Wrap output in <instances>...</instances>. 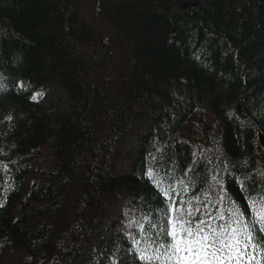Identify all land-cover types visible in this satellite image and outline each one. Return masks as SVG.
Masks as SVG:
<instances>
[{"label":"trees","instance_id":"1","mask_svg":"<svg viewBox=\"0 0 264 264\" xmlns=\"http://www.w3.org/2000/svg\"><path fill=\"white\" fill-rule=\"evenodd\" d=\"M101 16L115 53L75 0H0V264H141L156 179L178 203L216 174L242 210L264 195V0H106ZM52 86L66 105H42Z\"/></svg>","mask_w":264,"mask_h":264},{"label":"snow or ice","instance_id":"2","mask_svg":"<svg viewBox=\"0 0 264 264\" xmlns=\"http://www.w3.org/2000/svg\"><path fill=\"white\" fill-rule=\"evenodd\" d=\"M6 119L12 120V116ZM223 171H228L227 165ZM259 175L264 177V172ZM147 176L154 179L153 169ZM211 179L203 199L193 195L188 200L181 198L179 203V188H165L161 180H155L165 207L156 221L144 217L154 236H147L145 224H139L141 240H133L135 259L141 264H264V195L246 194L247 206L242 210L227 193L223 178L216 174ZM239 183L246 191L245 181ZM178 184L186 195L189 186L183 180ZM141 243L144 247L139 246Z\"/></svg>","mask_w":264,"mask_h":264},{"label":"rangeland","instance_id":"3","mask_svg":"<svg viewBox=\"0 0 264 264\" xmlns=\"http://www.w3.org/2000/svg\"><path fill=\"white\" fill-rule=\"evenodd\" d=\"M75 2L77 3L84 19L99 27L102 35L104 36V39L106 40V46L110 49L111 52L115 53L113 45L114 32L101 16V10L106 0H75ZM98 46L99 44H96L95 47H91L93 53L96 49H98ZM108 58L110 61L112 60L111 54H109ZM115 58L117 57L114 56L113 61ZM51 100H60L62 104H67L65 92L55 86L50 87L47 92L40 96V101L45 108L49 107V102ZM91 257L92 256H90L89 251L85 252L82 257L84 263L92 262L93 264H103L104 262V257L101 255H97L91 261L87 262V260H89V258ZM7 264H21V253L19 250H13L9 253V255L7 256Z\"/></svg>","mask_w":264,"mask_h":264},{"label":"water","instance_id":"4","mask_svg":"<svg viewBox=\"0 0 264 264\" xmlns=\"http://www.w3.org/2000/svg\"><path fill=\"white\" fill-rule=\"evenodd\" d=\"M263 142H264V140H263Z\"/></svg>","mask_w":264,"mask_h":264}]
</instances>
